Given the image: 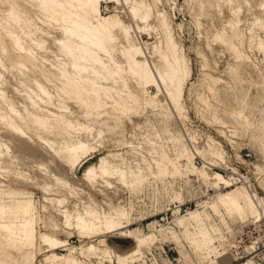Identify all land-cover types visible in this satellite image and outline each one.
<instances>
[{
  "label": "rangeland",
  "instance_id": "obj_1",
  "mask_svg": "<svg viewBox=\"0 0 264 264\" xmlns=\"http://www.w3.org/2000/svg\"><path fill=\"white\" fill-rule=\"evenodd\" d=\"M115 1L102 2L101 12L110 15L118 10L157 73L165 68L166 62V32L159 20L162 14L166 16L191 68L183 91L184 109L176 110L160 92L156 99L159 106L143 102L138 114L113 120L97 140L91 139L96 148L76 172H71L56 158L42 138L51 139L55 137L53 133L38 135V128L33 127L21 137L8 131L0 121L4 151V158L0 159V201L10 200L12 190L25 192L40 214L38 243L29 262L119 264L118 255H121L127 264H225L223 247L228 245L230 263L264 264V0H144L151 7L148 24L133 17L131 7L136 0ZM29 5L23 0H0V71L4 79L0 87L23 112L28 103L25 101L27 87L20 80L28 72L12 69L16 50L10 47V32L23 34V31L8 18L9 11H20L35 26L46 31L49 28L44 12ZM54 34L59 35L60 31L55 30ZM24 41L34 46L38 57L45 60L38 58L37 69L29 72L31 78L40 79L55 95L57 88L51 81L54 78L51 71H57V67L51 64L58 62L59 55L37 47L26 36ZM47 44L57 51L55 39ZM2 61L6 67H2ZM146 90L154 94L157 88L149 85ZM139 93L147 96L145 92ZM64 101L67 111L51 109L63 113L74 125L84 122V108L73 99ZM79 132L73 133L75 138L82 134ZM150 132L160 135L153 154L144 153L151 146L142 137L149 136ZM121 139L126 142L124 146L119 143ZM212 142L224 151L223 160L213 154L209 146ZM132 143L143 152L141 155L133 152ZM163 147L182 166V172L166 176L164 182L149 175L141 189H135L115 176L99 173L103 159L116 163L124 157L136 171L143 168L151 174L148 162L152 163L154 156L159 157ZM184 151L187 156L183 155ZM191 162L198 171L212 168L227 178L242 177V183L233 188L244 184L250 191H256L263 199L259 206L262 216L243 218L230 216L223 210L217 213L213 204L218 193L227 189L210 190L198 172H191ZM89 168L98 172L95 183L86 175ZM234 168L241 175L232 173ZM45 187L58 191L50 193ZM87 205L95 206L101 213L117 212L114 219L121 224L116 230L95 238L83 236L74 214L78 211L86 216ZM193 212L200 214L213 238L207 257L197 249L196 241L203 236ZM44 233L53 235L66 246L46 251ZM137 238L146 242L138 247ZM102 239L106 242L102 243ZM89 245H94L95 250H87ZM20 246H6L0 251V257L4 255L7 264H22ZM134 247L139 250V256L132 260L129 253ZM54 253L56 256H51ZM60 255H65L66 263H62Z\"/></svg>",
  "mask_w": 264,
  "mask_h": 264
},
{
  "label": "bare ground",
  "instance_id": "obj_2",
  "mask_svg": "<svg viewBox=\"0 0 264 264\" xmlns=\"http://www.w3.org/2000/svg\"><path fill=\"white\" fill-rule=\"evenodd\" d=\"M23 1L26 5L28 3L32 8L44 12L49 28L46 31L35 26L34 23L26 20L20 11H9L8 18L23 31V34L10 32V47L16 50L12 60V69H26L28 72H25L24 77L20 80L21 85L25 86V89L27 87L25 90L27 100L25 101L28 103L24 105L25 112H23L15 106L13 100L4 94L0 87V121L9 129L8 131L11 130L15 135L18 134L21 137L27 133V129L33 127L38 128V135L53 133L55 137L51 138L52 140L43 136L42 138L57 156L56 158H59L66 167H69L71 172H76L78 166L96 148L90 143L91 139L97 140L104 132L105 126L111 127L113 120H120L123 115L138 114L143 102L151 104V106H159L160 104L156 103V99L160 92L166 95L168 103H171L176 110L184 109L183 91L190 76L191 68L164 14L161 13L159 20L166 32V50L164 53L166 62L165 68L157 73L153 70V66L148 63L147 56L144 57L143 47L131 34L130 26L124 23L121 14L117 12L118 10H114L115 13L110 15H104L101 12L102 2L115 0ZM131 12L133 17L147 24L152 14L151 7L144 0H136L131 7ZM55 30L60 31V34L55 35ZM234 33L236 34L237 31L235 30ZM24 36L46 52H55L57 56L59 55L58 62L51 64L57 67V71H51L54 78L50 76L57 88L55 95L40 79L31 78L29 72H34L37 69L40 55L38 57L34 46L25 43ZM50 39L56 40L55 49L57 51L49 48L47 43L50 42ZM41 59L43 60V58ZM43 61L45 62V60ZM43 61H39L40 64ZM1 64L2 67H6L4 61ZM53 66L52 69L55 68ZM1 72L0 86L4 83ZM44 74L46 73L44 72ZM30 82L34 83V87ZM149 85L157 88L156 93L150 94L146 90ZM140 91L145 92L147 96L142 97ZM65 99H73L84 108L85 121L77 123L78 126L74 125L73 121L65 117L63 113L58 112L60 110V112L62 110L67 111L68 105L64 101ZM51 107L58 111L52 110ZM77 131L82 134L75 138L73 133H77ZM158 137L160 135L157 132H150L149 136L142 137L143 142L146 139L145 141L151 146L144 153L153 154L156 151ZM119 143L122 145L126 142L121 139ZM1 146L2 143L0 142V159L4 158V151ZM130 146H132L135 154L141 155L143 153L138 150L137 145L132 143ZM209 146L215 156L224 159L223 150L216 145L214 146L213 142L209 143ZM158 153L159 157L154 156L152 163L150 160L148 162L151 174L145 173L143 168L136 171L135 167L131 165L132 162L124 157L116 163L103 159L98 170L101 176H115L135 189L138 187L141 189L149 175H153L157 181L164 182L166 176L182 172L181 164L170 158L164 147ZM183 155L187 156V151H184ZM210 165L215 166V164ZM171 166L174 167V170L171 169ZM190 166L191 172H198L201 180L210 190L212 188L221 189L222 187L227 189L218 193L216 202L213 204L217 213L223 210L230 216L240 215L243 218L249 216L260 218L262 216L259 206L263 203V199L256 191H250L244 184L233 188L239 182L242 183L241 176L240 179L227 178L222 172L212 168L209 171L205 169L198 171V167L193 162ZM97 173L94 168H89L86 175L95 183ZM232 173L240 174L236 168L233 169ZM262 185L264 186V181H262ZM45 189L50 193L58 191L50 187H45ZM10 194L12 195L10 200L0 201V251L5 250L6 246L21 245L18 250L24 260L22 264H31L29 260L34 258L38 243L37 225L40 214L34 201L25 192L12 190ZM85 215L78 211L74 214L78 220L77 225L80 233L87 238H95L105 232H112L121 224L114 219L115 215H118L117 212L101 213L92 205L86 206ZM120 215L125 216V213ZM192 216L202 229L203 238L196 241L197 249L205 252V257H207L212 250V235L206 230L204 221L198 212H193ZM42 236L46 243V247L43 249L46 251L66 246V243L56 239L51 234L44 233ZM101 242L104 243L106 240L102 239ZM145 242L146 239H135L138 247ZM228 247V245L223 247L225 255L223 259H225V264H232L227 257L229 254ZM87 250H95L94 245H89ZM129 255L133 258L132 260H135L139 256V250L134 247ZM51 256L56 255L54 253ZM59 257L62 263H66L65 255ZM118 258L119 264H127L126 258L121 255H118ZM0 264H7L4 255L0 257ZM217 264L220 263L217 262Z\"/></svg>",
  "mask_w": 264,
  "mask_h": 264
}]
</instances>
